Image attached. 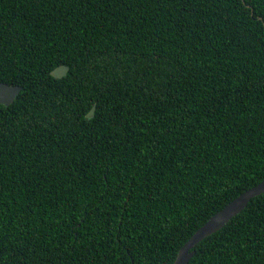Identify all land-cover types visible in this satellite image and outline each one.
Segmentation results:
<instances>
[{"label": "trees", "instance_id": "trees-1", "mask_svg": "<svg viewBox=\"0 0 264 264\" xmlns=\"http://www.w3.org/2000/svg\"><path fill=\"white\" fill-rule=\"evenodd\" d=\"M0 82V264H171L264 179V0H0ZM194 249L264 264V192Z\"/></svg>", "mask_w": 264, "mask_h": 264}, {"label": "water", "instance_id": "water-1", "mask_svg": "<svg viewBox=\"0 0 264 264\" xmlns=\"http://www.w3.org/2000/svg\"><path fill=\"white\" fill-rule=\"evenodd\" d=\"M68 68L67 65H59L52 69L50 74L54 77H62L67 73ZM21 88L20 85H10L5 82H0V103L9 105L15 99ZM94 110L95 106L93 105L87 113V116H92ZM262 192H264V179L227 202L193 232L179 248L171 264H187L195 252L194 246L199 241L222 228L233 216L245 208L252 197Z\"/></svg>", "mask_w": 264, "mask_h": 264}]
</instances>
